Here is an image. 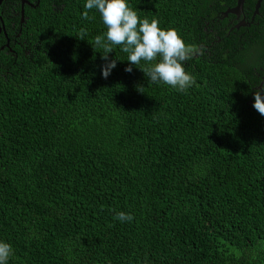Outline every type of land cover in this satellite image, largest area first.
<instances>
[{
    "label": "trees",
    "instance_id": "obj_1",
    "mask_svg": "<svg viewBox=\"0 0 264 264\" xmlns=\"http://www.w3.org/2000/svg\"><path fill=\"white\" fill-rule=\"evenodd\" d=\"M27 1L22 22L19 0L0 3L7 264H264L259 80L233 61L251 59L250 38L238 51L213 48L183 62L195 77L186 91L151 82L142 71L150 65H130L120 46L105 79L98 10L85 20L86 0ZM191 1L127 3L199 47L201 30L185 18ZM263 8L261 0L255 21ZM120 212L133 220L121 222Z\"/></svg>",
    "mask_w": 264,
    "mask_h": 264
},
{
    "label": "clouds",
    "instance_id": "obj_2",
    "mask_svg": "<svg viewBox=\"0 0 264 264\" xmlns=\"http://www.w3.org/2000/svg\"><path fill=\"white\" fill-rule=\"evenodd\" d=\"M86 11L82 13L85 20L90 17L87 10H98L106 32L98 35L94 43L103 49L101 59L105 61L101 67L103 78L111 74L116 67L117 59H109L108 54L113 48L120 46L121 51L127 54L130 65H139L141 61L150 66L142 71L153 83L162 82L179 91H186L195 84V77L187 73L183 62L196 55H203V49L196 45H188L175 28L163 29L155 18L141 19L137 12L131 8L127 0H86ZM86 29H81V38L86 34ZM126 72H132V67H126ZM253 108L264 116V86L258 87L253 93ZM117 219L121 222H131L130 214L120 212ZM13 254L10 244L0 242V264H7Z\"/></svg>",
    "mask_w": 264,
    "mask_h": 264
},
{
    "label": "flooded vegetation",
    "instance_id": "obj_3",
    "mask_svg": "<svg viewBox=\"0 0 264 264\" xmlns=\"http://www.w3.org/2000/svg\"><path fill=\"white\" fill-rule=\"evenodd\" d=\"M28 4L30 3L27 0L23 4L19 0L20 13L23 5ZM188 4L185 18L191 26L196 25L201 30L199 48L203 50L218 48L227 52L238 51L242 46L241 39L244 41L246 36L250 38L251 59L244 58V61L241 62L239 58H235L233 61L242 64L245 69L248 67L252 72L253 79L259 80L253 86L254 92L258 87L264 86V81H261L264 74V19L255 21L253 17L256 14L261 16V12H256L251 16L247 24L234 26L239 21V15L235 13L223 15L222 12L225 9L233 8L235 0L234 2L233 0H197L196 3L191 1ZM260 8L261 0L257 9ZM22 20V16H20V22ZM0 34L5 38L7 44L8 38L2 22H0ZM15 44L16 42L12 41L13 47Z\"/></svg>",
    "mask_w": 264,
    "mask_h": 264
},
{
    "label": "water",
    "instance_id": "obj_4",
    "mask_svg": "<svg viewBox=\"0 0 264 264\" xmlns=\"http://www.w3.org/2000/svg\"><path fill=\"white\" fill-rule=\"evenodd\" d=\"M2 0H0L1 2ZM22 4L25 0H21ZM260 0H235V5L233 8L225 9L222 14L226 13H235L239 15V21L234 24V26L245 25L249 22L252 15L257 12V8L259 6ZM20 16H22V9ZM262 81H264V74L262 77Z\"/></svg>",
    "mask_w": 264,
    "mask_h": 264
}]
</instances>
